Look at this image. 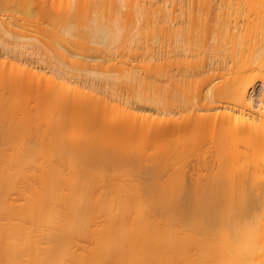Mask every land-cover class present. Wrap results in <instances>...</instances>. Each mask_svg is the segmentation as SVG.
I'll return each mask as SVG.
<instances>
[{"label":"bare ground","instance_id":"1","mask_svg":"<svg viewBox=\"0 0 264 264\" xmlns=\"http://www.w3.org/2000/svg\"><path fill=\"white\" fill-rule=\"evenodd\" d=\"M1 8L0 264H264V0Z\"/></svg>","mask_w":264,"mask_h":264},{"label":"rangeland","instance_id":"2","mask_svg":"<svg viewBox=\"0 0 264 264\" xmlns=\"http://www.w3.org/2000/svg\"><path fill=\"white\" fill-rule=\"evenodd\" d=\"M0 12H3V13H7L8 12V10H6V9H3V8H1L0 9ZM98 15L96 14V13H92L91 15H90V17H89V20H88V22L89 23H91L96 17H97ZM204 18H202V21H203V24H204V26L206 25V27H207V24H208V22L205 24V22L207 21H205V19L203 20ZM212 20L213 19H211L210 21H209V24L210 25H208V28L210 27V26H213V27H215L214 25H216L217 24V21L216 20H214L215 22H212ZM214 23H216V24H214ZM91 24H93V23H91ZM240 24L244 27V29L242 30V32L241 33H244V32H247L248 33V35H250V34H253V33H251V28L250 27H248V28H245L246 26H249V22L247 23L246 21H244V22H240ZM69 25L70 26H72V27H77V25H78V22L77 21H71L70 23H69ZM230 25L232 26L233 25V23H230ZM52 24H51V22L50 21H48V20H46V19H41L40 20V24H39V27H41V28H52ZM30 29H32L33 30V28L35 29V30H37L34 26H32V27H29ZM78 28H82V26H79ZM212 29V28H211ZM260 33V32H259ZM204 35H203V37H205V33H203ZM211 34V33H210ZM194 35H196L195 37H193L192 38V40H191V43H188V44H186L190 49H192V50H199V51H206V53H205V55H203V54H201V55H203V56H205L206 58L207 57H209V58H212V57H215L214 56V54L215 53H219V54H223V55H221L222 56V58L224 59V61H228L229 63H230V61H229V57H226V55L228 54V52L230 51V48H231V43L229 42V43H224V45H223V47H222V50H220V49H215V48H213V44H214V41H212V39H209L208 41H207V46H206V48L204 47V45H203V43H202V41H200L198 38H197V35L198 34H196V33H194ZM200 38V37H199ZM177 44H178V42H177ZM115 49V48H114ZM91 54H93L94 56H97V60L96 61H99V62H102V63H104V62H106L108 59H109V57L106 55V53L105 52H100V51H96V52H93V53H91ZM196 58H198V57H196ZM215 58H218V57H215ZM210 61V59H208V62ZM223 61V62H224ZM107 63H105V65H106ZM56 65L57 66H60V67H64V65H62V64H59V63H56ZM55 65V66H56ZM201 68H204V69H207L208 68V65H207V67H201ZM209 69V68H208ZM200 70V69H199ZM199 70H197V71H199ZM196 71V72H197ZM218 70H216V69H209V71H207V72H205V73H203L202 75H200V76H197L196 77V79H199L200 77H203V76H207L208 74L210 75V76H212V75H214L216 72H217ZM195 72V71H194ZM263 83L260 81V80H258L257 81V83H256V88H255V91H254V94H253V99L255 100V101H257L259 98H260V95H261V93H262V89H263V86H264V77H263ZM208 161V158H206V160H205V162H207ZM204 162V159L203 158H199L198 160L196 159V158H192L191 160H189V164H191V165H194V166H196V165H202L203 163H205Z\"/></svg>","mask_w":264,"mask_h":264}]
</instances>
